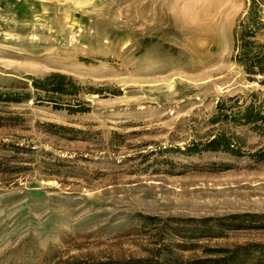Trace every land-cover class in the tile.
I'll use <instances>...</instances> for the list:
<instances>
[{
	"label": "rangeland",
	"instance_id": "374dc122",
	"mask_svg": "<svg viewBox=\"0 0 264 264\" xmlns=\"http://www.w3.org/2000/svg\"><path fill=\"white\" fill-rule=\"evenodd\" d=\"M248 2L0 0V89L30 95L0 102V264H264V125L211 122L264 98L231 58Z\"/></svg>",
	"mask_w": 264,
	"mask_h": 264
},
{
	"label": "trees",
	"instance_id": "16d2710c",
	"mask_svg": "<svg viewBox=\"0 0 264 264\" xmlns=\"http://www.w3.org/2000/svg\"><path fill=\"white\" fill-rule=\"evenodd\" d=\"M234 45L232 60L243 69L252 80L260 76V83H264V0H249L245 12L238 18L233 28ZM32 86L37 93H43V98H37L52 103L56 108L62 95L73 96L77 94V86L64 74L51 72L32 80ZM28 92L16 90H1L0 102H18L29 99ZM255 97V93L250 94ZM38 97V96H37ZM239 97L233 96L221 99L217 104V111L211 117V122L226 120L235 124L264 125V98L259 103L254 100L248 104H238ZM81 103H68L65 109L69 113L81 111ZM225 133H217L213 138L202 143V149L208 151H227L238 153ZM198 145L193 143L187 146V151L198 152ZM255 160L264 161V146L250 154ZM238 250H222V256L206 258L201 264H232L237 258ZM114 264H129V262H116Z\"/></svg>",
	"mask_w": 264,
	"mask_h": 264
}]
</instances>
